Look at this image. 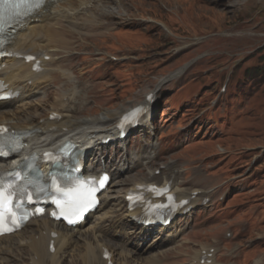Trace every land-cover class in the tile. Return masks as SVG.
<instances>
[{"label":"rangeland","instance_id":"374dc122","mask_svg":"<svg viewBox=\"0 0 264 264\" xmlns=\"http://www.w3.org/2000/svg\"><path fill=\"white\" fill-rule=\"evenodd\" d=\"M123 2L122 13L129 16L115 14L123 22L105 44L109 62L87 63L82 57L74 70L93 78L91 84L84 82L89 96L80 98L90 103L89 113L79 117L128 110L156 90L150 128L132 133L125 154L109 166L134 162V155L142 161L119 177L126 185L117 196L122 199L126 189L162 165L169 166L167 176L178 179L189 166L185 179L197 185L178 180L179 186L205 192L208 203L176 217L170 230L148 240L123 210L116 211L97 231L100 241L117 249L114 264H196V255L208 250H214L213 264H264V0ZM115 6L110 8L122 10ZM90 21L91 15L83 17L79 30H90L83 24ZM118 45L125 47L127 61H117L122 56ZM177 71L182 73L169 79ZM163 79L169 81L160 85ZM53 91L58 97L76 87L60 76ZM109 153L106 159L115 151ZM157 177L162 185L164 175ZM20 241L10 243L15 247ZM81 251L72 247L64 264H83ZM121 251L130 256L121 257ZM14 253L0 255V264H29L27 252Z\"/></svg>","mask_w":264,"mask_h":264},{"label":"bare ground","instance_id":"6f19581e","mask_svg":"<svg viewBox=\"0 0 264 264\" xmlns=\"http://www.w3.org/2000/svg\"><path fill=\"white\" fill-rule=\"evenodd\" d=\"M113 4L122 10L110 8V5L113 6ZM123 4H126L123 0H48L40 10L21 23L14 40L7 48V52L12 53L14 58L0 60V80L5 82L8 90L18 94L14 100L0 103V129L7 126L11 130L23 134L24 142L20 154L0 161V169L10 170L26 156L35 153L43 155L44 152L54 150L64 142H70L81 151V158L85 161L86 174L100 176L102 173L108 172L106 160L102 162L104 155L108 156V147H103L102 144L109 138L114 142L112 144L114 147L119 145V148L124 150L125 145L119 141L121 132L118 131L117 125L123 114L128 111L117 109L114 112H105L97 118H80L79 116L89 113L90 103H80L82 95L89 96L90 93L84 88V82L91 84L93 78L86 71L76 79V82L68 69H73L82 56L86 57L87 63H94L98 61L97 58L94 59L95 55L103 57L107 55L108 51L104 49V46L112 36L119 32L116 25L123 22L122 19L115 17V14L129 16L128 13H122ZM87 15H91V21L88 25L83 24L90 27V30L81 31L79 30V27L81 29L83 26L81 20ZM97 17L98 20L95 21ZM116 19L119 20L116 22L117 24L113 22ZM102 20L107 22L103 23ZM62 22H66L68 27L62 28ZM96 52L98 54H95ZM120 52L122 56L118 61H127L125 47ZM61 55H65L64 58L56 60V56ZM28 56H33L36 61L41 62L42 72L33 71L34 62L26 63ZM60 74L66 77L63 80L68 85L76 87V91L72 94L65 93L63 96L55 97L53 89ZM165 81L164 79L161 83ZM78 88L82 89V93L78 91ZM40 96V100H36V97ZM143 106H147L146 101ZM45 108L49 109L47 116L42 113ZM55 115L57 117L53 118ZM147 117L146 120L141 121L139 125L141 128L149 126L150 121ZM127 131L128 135L134 131L132 125L127 127ZM93 158L99 160H93ZM116 158L117 154L112 160L114 161ZM135 161H139V159H135ZM131 168L132 166L124 165L116 168L118 171L111 173L113 178L107 190L101 195L99 209L95 214L89 215L80 227L69 228L64 224L53 222L48 216L41 217L30 221L22 232L0 238V242L8 241L7 244L11 247H0V253L9 256L10 249L15 251L16 255L25 251L30 258L29 264H64L65 257L69 255L68 252L73 247L74 250L84 251L83 264L115 263L117 249L109 248L108 245L102 243L97 231L115 217L116 211L122 212V210L125 219L131 224L135 223L134 228L138 229L141 213L128 208L129 203L126 201V197L130 191H136L140 186L157 185L155 181L159 179L155 175V171L158 169L148 171L145 180L136 182L126 189L121 199L117 194L126 184L125 181L119 179V176L121 172ZM42 169L45 174L51 170L49 166L44 165H42ZM190 172L191 168L186 166L182 175L188 176ZM164 175L162 187L170 184L171 192L177 196L178 202L189 200V205L179 213L203 202L204 192L177 188L174 186L177 180L173 178V175ZM106 208H109L108 211L100 215ZM126 208L127 210H125ZM92 219H94V225L84 230L88 221ZM139 229L138 235L143 239L152 237L156 233L154 228L145 225ZM168 229L161 226L158 232L161 234ZM12 239L21 240L14 244L17 247H13L9 242ZM52 243L55 247L53 253L50 250ZM145 250L146 248L141 251L145 252ZM107 253L110 254V261L105 259ZM129 256L121 251V257L126 259ZM201 258L202 253L196 257L198 263Z\"/></svg>","mask_w":264,"mask_h":264},{"label":"snow or ice","instance_id":"6c2138e0","mask_svg":"<svg viewBox=\"0 0 264 264\" xmlns=\"http://www.w3.org/2000/svg\"><path fill=\"white\" fill-rule=\"evenodd\" d=\"M12 0H0V3H10ZM21 4H24L29 7H39L42 0H19ZM0 131H7L6 129H0ZM9 201L4 194V189L0 187V223L3 222L5 214L11 215V209L8 207Z\"/></svg>","mask_w":264,"mask_h":264}]
</instances>
